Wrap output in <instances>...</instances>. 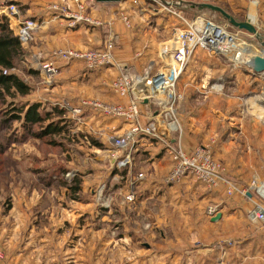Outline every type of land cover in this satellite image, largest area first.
Returning <instances> with one entry per match:
<instances>
[{"label": "crops", "instance_id": "obj_1", "mask_svg": "<svg viewBox=\"0 0 264 264\" xmlns=\"http://www.w3.org/2000/svg\"><path fill=\"white\" fill-rule=\"evenodd\" d=\"M32 1V17L47 18L50 14L47 6L54 0ZM134 1L124 0L118 4L94 2L87 7V13L104 23H111L116 62L129 72L140 73L154 62L152 49L162 41L159 35L166 34L169 28L166 31V24L155 17L160 12L143 9L142 13L136 14L132 9ZM66 3L74 8L70 0ZM117 12L128 16L129 28L119 20ZM151 17H155L152 25L149 23ZM10 29L15 35L14 28ZM43 29L35 34L31 56L40 54L46 59L53 48L58 49V45L61 48L70 46L68 40L71 39L79 46L88 45L91 38L94 44L100 43L95 37V29L91 33L78 26L74 30H64L61 42L56 44L50 40L51 37L57 40L53 28L48 25ZM67 36L71 38L67 40ZM62 64L59 63L60 68ZM70 67V74H64L59 87L61 95L70 98L68 101L73 108L80 107L81 100L88 98L108 104L125 103L111 90V82L119 73L117 68L104 67L88 72L79 61ZM62 72L66 73L60 70L55 79ZM149 106L147 102L140 105L143 122L150 119L152 110ZM81 109L80 115L66 112L70 126L74 123L85 139L94 136L97 143L94 142L106 149L104 158L107 159L110 139L122 134L129 124L121 119L96 116L88 108ZM217 114L216 109L208 106L190 116L189 129L184 130L186 152H191L196 143L203 142L208 136H217L213 156L223 163L226 175L242 185H247L255 176L264 184V159L260 160L250 151L253 140L243 145L230 139L229 121L224 114ZM253 124L256 125V121ZM190 131L191 141L187 142ZM196 135L200 136L198 141ZM24 140L20 138L19 142ZM132 165L141 168L144 179L134 185L135 202L130 204L132 206L127 204L128 210L126 208L121 216L127 215L130 219L137 211V214L148 217L150 223L156 225V239L152 233H145L144 227L143 235H140L134 230V223L130 225L129 221L125 225L126 232L124 230L117 236L112 234L110 223L118 222L120 215H98L93 202H69L70 213L61 214L57 213L60 202H7L4 207L0 205V264H264V225L248 219L250 202L236 196L229 199L223 188L210 190L190 176L179 184L164 185L163 178L170 171L172 162L162 146L152 139L138 138ZM217 214L221 217L215 219Z\"/></svg>", "mask_w": 264, "mask_h": 264}, {"label": "rangeland", "instance_id": "obj_2", "mask_svg": "<svg viewBox=\"0 0 264 264\" xmlns=\"http://www.w3.org/2000/svg\"><path fill=\"white\" fill-rule=\"evenodd\" d=\"M153 1L135 0V3L132 5V9L135 10L136 14L142 13L143 9L151 12H160L155 17H159L163 25L166 24V31L169 28L166 34L164 32L161 36L159 35L162 41L152 49L155 58L153 60L154 62L145 66L142 72L147 67L151 68L152 73L159 71L162 65L160 58H163L162 56L159 57V53L166 44L174 43L173 40L179 35L172 36L173 29L185 28L186 22L194 21L200 15L206 16L214 24L217 23L220 26H225L227 30L235 33L238 43H241L243 46L241 53L244 54L237 60L231 54L226 58L224 55L211 54L202 49H195L188 58L183 73L175 87L176 92L181 96V100L176 106V113L182 130L180 138L182 149L186 152L184 149V130L189 129L188 125L191 123L189 122L190 116L197 113L200 108L206 109L208 106H211L217 110V115L224 114L229 121L231 128L229 132L230 139L243 145L250 144L249 142L252 139L254 146L250 148V151L260 160L264 159V72L252 75L251 73L253 72L249 67L255 55L264 58V0H157L159 2L157 4L153 3ZM167 1L182 2V5L173 4L165 7L169 8L170 11H180V18L175 17L171 12L161 8V5L165 4L163 2ZM31 2L33 1L0 0V17L5 16L1 8L12 5L18 9V14H15L16 21L21 22L25 19H31L37 22L32 41L26 46L22 45L24 49L23 56L17 60L11 73L18 76L25 84L30 86L32 92L26 97L28 101L40 103L44 110L47 111H50L53 106H56L68 112L73 106L68 101L70 98L61 95L59 83L62 82L61 78H64V74H70L69 71L72 70L70 66L75 62H62V68L59 67V63L61 62H58L59 72L60 70H65L66 73L62 72V75H58L56 79H53V85L51 83L47 86L43 83L42 77L38 73L37 68L39 62L31 58V46L34 42L35 34L38 31H43L44 26L47 28L49 25L53 28V36L57 39L50 38V40H53V44L61 42L60 36L62 33H65L64 30H74L76 28H69L67 20L61 15V11L64 12L69 7L66 3L67 0L51 1L47 6L50 14H48L47 18L44 17L43 19L32 17L31 14L34 12L30 7ZM185 3L211 4L220 7L236 21L251 22L258 36L256 37L255 35L231 26L219 13L206 9L197 10ZM36 6L37 4H34V7ZM24 15L28 17H23ZM125 16L128 18L127 15ZM155 17L150 18V25L155 23ZM6 20L8 23L12 19L6 17ZM49 20H52V22H48ZM197 21L202 22L200 19ZM79 26L88 30L90 33L92 29H95L97 31L95 37H98L100 43L94 44L95 41L91 38L93 43L89 42L88 45L82 44L79 46L77 45V41L72 39L71 41L68 40L71 36H67L66 39L70 43V46L64 45L61 48L58 45V49L83 51L102 47L107 35L104 29L99 28V30L98 28L84 25ZM79 26L78 28H80ZM171 39L172 41L169 43ZM31 71H34V73ZM142 72L134 73L141 74ZM119 97L125 100V103L121 105L126 104V99L121 96ZM19 100L20 98H16L15 102ZM147 103L151 105L149 107L152 110L151 115L153 116L157 108L151 101ZM110 104L120 105V103ZM3 106L0 101V145L3 149L0 152V205L2 207L7 205V202H60L59 205L61 208H57V213L61 214L70 213V207H68L70 205L69 202H78L79 204H83L82 202H93L95 212L98 215H107L108 217L120 215L118 222L110 223L112 225L110 228L112 234L115 233L117 236L120 232H124L125 225L127 226L126 222L129 221L128 224L130 225L134 223V230H137L140 235H143L142 227H144L145 233L150 232L154 239L157 238L156 225H153L152 222L150 223L148 217L146 218L142 214V216L137 214V211L136 214L130 216V219L127 218V215L121 216V214H124L126 208L128 210L127 204L134 203L126 200L128 193L126 190H129L131 183L136 184L144 179V175L140 173L141 168L132 165V157L126 167L118 168L114 162L109 161L108 157L107 159L104 158L106 154V149L104 150L103 148L104 146L102 144H99V147L94 145L92 141L96 139L90 134L91 137L88 136L85 139L83 134L76 130L74 123L71 126L70 124L68 125L67 134L40 140L27 137L20 143L19 138H23V135L19 129V124L17 122L2 123L4 120ZM95 114L96 116L104 117L98 113ZM253 121H256V125L253 124ZM119 128H121V125H119ZM218 131H221V127H219ZM190 136L191 131L189 132L187 142L191 141ZM240 136H244V139L243 137L240 139ZM199 137V135H196L195 140L198 141ZM217 140V136H208L203 142L196 143L197 146L193 150L200 146L209 150L212 159L220 165L223 177L232 180L226 175L223 163L213 156V149L217 146ZM106 144L108 143L106 142ZM111 148L108 149L107 153H109ZM191 152L187 151L186 153L189 154ZM85 154L88 156H85ZM139 175L143 177L138 179L137 176ZM164 178L162 181L163 184L170 186L164 183ZM253 178L262 182L256 176ZM74 185L79 188L76 193L72 189ZM202 185L205 186L204 184ZM219 188L224 189V186L219 184L213 190ZM134 193L136 194L135 189ZM225 195L229 199L236 196L240 200H244V202L251 203L250 197L244 198L234 194L227 195L226 192ZM251 195L253 196L254 194ZM55 205L58 204L55 203ZM119 206L124 209L119 208Z\"/></svg>", "mask_w": 264, "mask_h": 264}, {"label": "built area", "instance_id": "obj_3", "mask_svg": "<svg viewBox=\"0 0 264 264\" xmlns=\"http://www.w3.org/2000/svg\"><path fill=\"white\" fill-rule=\"evenodd\" d=\"M70 1L74 4V8L67 7L64 12L61 11V15L67 20L68 27L84 25L104 29L107 35L102 47L83 51L53 49L46 60L39 54L32 55L31 58L39 62L38 71L46 85H50L59 73L58 62L79 61L88 71H96L104 67L117 68L119 73L111 84V90L116 95L124 97L126 104H106L97 99H83L80 107L69 110L72 114L79 115L81 108H88L104 117L121 119L129 124L128 129L121 135L110 139L112 148L107 154L109 161L114 162L118 168L126 167L130 163L139 137L155 140L162 146L172 162L171 169L164 178L165 184H179L183 178L190 176L211 190L222 184L227 195L234 194L248 198L247 194H254L249 198L251 208L247 217L251 222L264 225L263 183L253 178L249 184L242 185L223 177L220 165L212 159L209 150L202 146L187 154L181 147L182 130L177 120L176 106L181 96L176 92L175 87L191 53L195 49H202L211 54L224 55L226 58L231 54L236 56V60L244 54L241 53L243 46L238 43L236 34L227 30L225 26L214 24L206 16L200 15L194 21L186 22L185 28L172 30V36L179 35L173 40L174 43H171L172 39L169 40L171 44H166L159 53V57H163L160 58L162 65L159 71L152 73L151 68L147 67L141 74H136L127 71L115 60L113 54L115 36L111 31V23H103L87 14V7L93 4L94 0ZM153 3L159 2L154 0ZM166 6L163 4L161 8L171 12L177 18L181 17L180 11H170L169 8H165ZM1 10L5 17L13 20L8 21V25L14 28L15 36L21 46H26L32 41L37 22L31 19L16 21L15 14H18V9L12 5L4 6ZM118 18L127 28L130 27V20L123 12L118 13ZM198 19L202 22L200 21L201 27L197 31L195 25ZM144 100L151 101L157 108L156 113L153 116L150 115V119L146 122L142 121L143 114L140 110ZM142 177V175L137 176L138 179ZM134 185L131 183L129 186L126 195L128 202H135Z\"/></svg>", "mask_w": 264, "mask_h": 264}, {"label": "trees", "instance_id": "obj_4", "mask_svg": "<svg viewBox=\"0 0 264 264\" xmlns=\"http://www.w3.org/2000/svg\"><path fill=\"white\" fill-rule=\"evenodd\" d=\"M24 53L18 38L10 29L6 17H0V101L4 120L2 123L17 122L23 135L22 139L32 137L34 139H51L68 133L69 120L63 108L53 106L50 111L44 110L38 102H30L26 97L31 88L18 76L11 73L15 63ZM6 72V73H4ZM34 73V71H31ZM16 98H20L15 102ZM25 98V99H24ZM41 110V111H40ZM55 118V120H53ZM37 129V130H36ZM20 140V138H19ZM94 145L99 147L92 141ZM3 149L0 145V152ZM76 193L79 188L73 186Z\"/></svg>", "mask_w": 264, "mask_h": 264}, {"label": "water", "instance_id": "obj_5", "mask_svg": "<svg viewBox=\"0 0 264 264\" xmlns=\"http://www.w3.org/2000/svg\"><path fill=\"white\" fill-rule=\"evenodd\" d=\"M124 0H94V2L98 3V4H118L123 2ZM168 3H165L166 5H173V4H181L182 2L180 1H167ZM186 5L192 7V8H196L197 10H209L211 12H216L219 13L231 26L239 29V30H243L249 34L252 35H256L257 31L255 29L254 26H252L248 21H244V22H239L236 21L233 17H231L229 14H227L223 9H221L220 7L211 5V4H194V3H185ZM201 27V22H197L195 25V29L198 31ZM249 67L251 68L253 73H257L260 74L262 72H264V58L259 57V56H255L252 61L249 64ZM134 94L137 95V92L134 91ZM144 103L147 102V100L143 101ZM248 197H250V194H247ZM221 217V214H217L215 216V219H218Z\"/></svg>", "mask_w": 264, "mask_h": 264}, {"label": "bare ground", "instance_id": "obj_6", "mask_svg": "<svg viewBox=\"0 0 264 264\" xmlns=\"http://www.w3.org/2000/svg\"><path fill=\"white\" fill-rule=\"evenodd\" d=\"M163 3H167V2H163ZM249 22V21H248ZM252 26H253V24L251 23V22H249ZM256 37L258 36L257 34L255 35ZM260 40V39H259ZM256 56V55H255ZM254 56V57H255ZM234 58H236V56H234ZM239 59V58H238ZM237 60V59H236ZM218 87V86H217ZM264 185V184H263Z\"/></svg>", "mask_w": 264, "mask_h": 264}]
</instances>
